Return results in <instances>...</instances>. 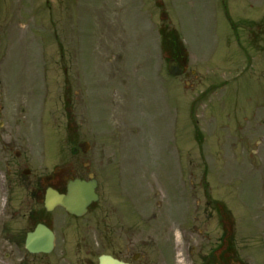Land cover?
<instances>
[{
    "label": "rangeland",
    "instance_id": "374dc122",
    "mask_svg": "<svg viewBox=\"0 0 264 264\" xmlns=\"http://www.w3.org/2000/svg\"><path fill=\"white\" fill-rule=\"evenodd\" d=\"M168 29L188 55L178 77L161 60ZM0 108L53 132L55 153L64 134L109 138L123 123L112 180H145L153 201L182 186L180 211L162 206L152 228L182 218L212 235L219 204L232 262L264 264V0H0ZM111 205L99 203L91 227L117 226Z\"/></svg>",
    "mask_w": 264,
    "mask_h": 264
},
{
    "label": "flooded vegetation",
    "instance_id": "af4514ba",
    "mask_svg": "<svg viewBox=\"0 0 264 264\" xmlns=\"http://www.w3.org/2000/svg\"><path fill=\"white\" fill-rule=\"evenodd\" d=\"M172 58L181 63L182 56L173 54ZM1 110L0 264H98L103 255L126 264H236L221 205L211 208L219 219V229L212 235L189 232L181 218L152 228V219L164 218L167 210L160 212L162 206L180 211L181 187L176 186L174 201L162 203L152 201L151 186L145 180L137 189L133 179L121 180L118 172V179L112 180L113 170L120 165L118 147L126 138L123 123L113 121L117 131L109 138L102 130L94 134L85 129L86 135L78 142L64 134L66 147L55 153L53 132L29 131L26 122L6 118ZM82 110L85 116V104ZM67 112L71 123L75 113ZM72 125L77 132L84 124ZM76 181L84 182L86 192L91 189L96 196L78 215L70 212ZM59 197L64 198L63 205L57 201ZM106 198L112 201L117 226L103 230L99 222L93 228L90 222H97L99 203ZM205 198V205L214 203ZM135 217L143 220L142 229L135 227ZM124 219L125 229L119 227Z\"/></svg>",
    "mask_w": 264,
    "mask_h": 264
},
{
    "label": "water",
    "instance_id": "95a60500",
    "mask_svg": "<svg viewBox=\"0 0 264 264\" xmlns=\"http://www.w3.org/2000/svg\"><path fill=\"white\" fill-rule=\"evenodd\" d=\"M173 67H175V65L174 66H170L169 67V71H170V73L172 74V75H178L179 73H180V69H175V68H173ZM79 187H82V186H79ZM75 192H76V188H74V191L72 192V195H71V201H72V206H73V209L71 208L70 210H71V212L74 210V212H75V208L77 207V201L76 200H78V198H76V194H75ZM62 202V201H61ZM62 204H63V202H62ZM99 264H122V263H120V262H117V261H115V260H112L111 258H108V257H102L101 259H100V263Z\"/></svg>",
    "mask_w": 264,
    "mask_h": 264
},
{
    "label": "trees",
    "instance_id": "16d2710c",
    "mask_svg": "<svg viewBox=\"0 0 264 264\" xmlns=\"http://www.w3.org/2000/svg\"><path fill=\"white\" fill-rule=\"evenodd\" d=\"M162 33H163L162 36L167 43H172V44L178 43V37L174 31L170 30Z\"/></svg>",
    "mask_w": 264,
    "mask_h": 264
}]
</instances>
